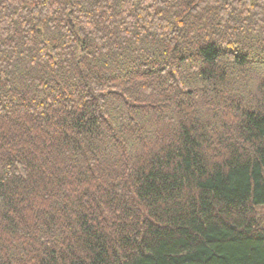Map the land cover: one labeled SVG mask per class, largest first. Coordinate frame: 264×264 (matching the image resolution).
I'll return each mask as SVG.
<instances>
[{"label":"trees","instance_id":"16d2710c","mask_svg":"<svg viewBox=\"0 0 264 264\" xmlns=\"http://www.w3.org/2000/svg\"><path fill=\"white\" fill-rule=\"evenodd\" d=\"M264 0H0V264H264Z\"/></svg>","mask_w":264,"mask_h":264},{"label":"rangeland","instance_id":"374dc122","mask_svg":"<svg viewBox=\"0 0 264 264\" xmlns=\"http://www.w3.org/2000/svg\"><path fill=\"white\" fill-rule=\"evenodd\" d=\"M257 211L259 212L260 215H262V218H264V208L258 209ZM262 227L264 229V223H263Z\"/></svg>","mask_w":264,"mask_h":264}]
</instances>
